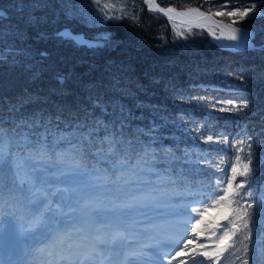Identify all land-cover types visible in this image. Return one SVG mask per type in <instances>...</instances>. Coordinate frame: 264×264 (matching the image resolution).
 <instances>
[{"label": "snow or ice", "instance_id": "6c2138e0", "mask_svg": "<svg viewBox=\"0 0 264 264\" xmlns=\"http://www.w3.org/2000/svg\"><path fill=\"white\" fill-rule=\"evenodd\" d=\"M104 13L100 17L87 20L89 26L102 25L107 20H120L130 13L124 5L117 6L102 0H93ZM149 11H155L167 17L173 32L178 38L187 40L188 35L197 29L207 31L214 39H227L231 44L224 45L238 50H257L252 42L255 33L242 25L245 20L251 21L264 17V0L248 3L244 0H223L219 6H209L207 10L201 7H161L155 0H144ZM259 4V8L257 7ZM61 7H64L62 4ZM44 8L53 10L52 24L57 23L59 13L49 0H32L30 12L24 21V27L14 31L0 30V39L7 42L8 36H13V43L0 48V62L11 69H21L26 80L35 83L51 65L46 62L50 53L46 50L37 51L33 45L26 43L29 39L28 28L37 29V35L32 37L36 43L55 40L58 44H71L77 48L97 50L109 46L110 33H102L88 38L84 33L73 32L65 26L49 34L40 31L39 25L49 23L47 15L37 16L35 12ZM65 16L73 18L75 13L69 8ZM6 17L0 11V22ZM136 19V17H131ZM227 18V23L225 19ZM23 47H16L15 41ZM261 50H264L262 48ZM104 79L89 81L84 85L86 96L84 100L89 105L77 102V107L83 113L79 115L69 109L71 119L63 121L61 117L67 105L54 104L57 115L55 123L51 115L45 116L46 108L32 113L23 110L29 104L48 102V97H40L24 89L23 96L10 99L3 98L0 104V170L12 157L13 166L24 167L33 179L39 181L42 165L36 167L33 154L39 150L43 153H57L61 149L72 148L81 150V159L85 155L103 157L105 162L111 161L110 167L103 173H97L101 186H110L118 190H128L132 193L126 203L117 204L107 211L114 215L97 221L100 227L89 238L76 229L80 238L67 242L59 250L60 261L65 264H220L225 253L231 252L242 264H248V241L250 239L254 215V206L264 217V194L259 201L254 198L251 188L243 192L256 175L264 167V145L257 144L261 151L253 152V138L234 140V159L225 160L221 155L216 162V171L220 175H209L196 168L199 163L212 161L204 158L197 161L185 159L183 162L193 165L187 172L174 169V150L164 145V137L160 130L166 125L155 118L149 120L147 130L134 121L145 119L144 109H155L129 86L128 77L124 75L123 65L113 70L109 65ZM70 73L56 71L53 79L61 86L59 95H66L63 85L70 78ZM140 92L146 94L142 85H137ZM50 93L57 92L50 89ZM119 93V96L112 95ZM131 99L132 104L125 103ZM232 107H220L219 111L237 110L235 100L224 102ZM247 100L242 107H247ZM215 107V105H213ZM97 109L99 110L97 112ZM140 113L137 115L136 110ZM155 117V112H153ZM71 129L69 132L68 130ZM142 136L148 139L142 140ZM52 138L51 140L49 138ZM204 143H227V136L207 134L199 135ZM15 146L25 154L18 161L16 153L9 151ZM185 157L189 153H184ZM148 157H151L149 160ZM139 161V162H137ZM228 165V170L221 165ZM199 177L201 184L195 187L190 181ZM47 182V181H45ZM0 192V198H2ZM61 204L64 197H60ZM136 208H151L159 213L160 220H173L176 230L162 232L153 222L152 227L133 229L130 226L131 210ZM98 211V210H94Z\"/></svg>", "mask_w": 264, "mask_h": 264}, {"label": "trees", "instance_id": "16d2710c", "mask_svg": "<svg viewBox=\"0 0 264 264\" xmlns=\"http://www.w3.org/2000/svg\"><path fill=\"white\" fill-rule=\"evenodd\" d=\"M159 1L164 6L177 9L202 6V10H207L209 6L215 8L223 2V0ZM49 2L59 13V19L57 23L52 24L54 18L52 9L37 10L35 15H47L49 19V23L39 25L40 31L51 34L67 26L73 32L84 33L88 38L110 33L109 46L93 51L67 43L58 44L51 39L36 43L32 37L37 35V29L29 27V39L26 43L33 45L37 51H48L50 57L46 63L51 67L42 74L40 80L30 83L21 69H11L0 62V104L3 103L5 96L10 99L23 96L24 89L27 88L29 92L37 93L42 98L48 97V102L29 104L23 111L32 113L46 108L48 111L45 116L51 115L55 123L57 112L54 104L67 105L68 108H65L61 117L63 127V121L72 118L69 109L83 115L77 107L78 99L79 103L89 106L84 100L86 96L84 85L100 79L107 83L108 73L105 68L111 65L115 70L123 65L126 69L124 75L128 77L129 86L138 98L156 106L155 109H144L145 119L133 123L140 124L147 130L149 120L155 118L159 123L160 117L164 118L166 126L160 133L166 137L164 145L175 152L174 169L187 172L193 165L184 163L185 159L197 161L207 158L212 161L211 166L199 163L195 167L212 176L220 175L216 171V162L220 160L221 155L226 161L234 159V149L231 148L234 140L246 139L249 135L253 138V152L261 151L257 144L264 145V50L234 52L220 46L207 31L201 32L197 29L188 35L187 40L178 38L167 18L148 11L144 0H110L117 9L124 5L130 15L120 20H107L95 27L89 26L87 20L95 17L103 19L104 13L93 0ZM105 2L109 0H102V3ZM243 2L244 0H241V3ZM247 2L256 3L257 0ZM31 3L32 0H0V11L6 13L4 21L0 22V30L14 31L17 27L22 29L31 10ZM62 4L64 7H61ZM257 7L259 8V4ZM69 8L75 13L71 19L65 16ZM133 16L136 19H132ZM243 24L254 29L255 42L264 43V17ZM13 40V36H8L7 42L0 39V48L12 44ZM15 44L16 47L24 46L18 40ZM56 71L71 74L63 85L66 95L57 94L61 86L52 78ZM253 80H257V87L254 86ZM137 85H142L146 94L140 92ZM50 89H56L57 92L50 93ZM112 95L119 96V93ZM229 99L235 100L237 110L219 111L220 107H232L224 103ZM245 100L248 106L242 107ZM124 102L132 104L131 99ZM214 112L224 113L215 115ZM136 113L139 115L140 110L137 109ZM207 134L227 136L228 141L219 144L204 143L198 138L199 135ZM141 139L146 140L148 137L142 136ZM9 151L17 154L18 161L22 162L25 158V154L15 146ZM80 151L69 147L61 149L58 155L53 152L42 154L37 150L33 154V159L36 167L42 165L39 181L33 179L29 174L30 170L14 167L12 157L9 156L0 170V192L3 194L0 198V223L10 218L16 223L25 222L42 203L56 202L58 188L61 186L69 189L68 176L75 183L84 180L90 186L95 185L92 179L100 181L97 173H103L108 169L111 161L105 162L103 157L89 155L81 159ZM185 152L189 153L188 157L184 156ZM221 166L225 171L228 170L227 164ZM190 182L195 187L201 184L198 176L192 178ZM99 188L105 197L103 201L110 206L126 203L132 195L126 189L118 190L110 186ZM248 188L253 190L254 198L259 201L261 194H264V167L254 180L250 178L249 185L242 191L246 192ZM76 189L70 188L69 191ZM150 211L156 214L155 209L150 208ZM65 234L71 236L73 230L69 229ZM236 255L231 252L225 253L220 264H242V260L236 259ZM247 259L248 264H264V217H261L256 206L248 241Z\"/></svg>", "mask_w": 264, "mask_h": 264}, {"label": "rangeland", "instance_id": "374dc122", "mask_svg": "<svg viewBox=\"0 0 264 264\" xmlns=\"http://www.w3.org/2000/svg\"><path fill=\"white\" fill-rule=\"evenodd\" d=\"M157 1L162 5L159 0ZM224 19L227 21V18ZM246 21L248 20H245L244 22ZM244 25L245 24L238 26ZM247 27L249 30L255 33L253 28L249 26ZM253 43L258 46H264V43L255 41H253ZM261 49L262 48L257 49V51ZM253 84L255 87H257V80H253ZM68 178L70 179L69 189L66 187H60L58 199L53 205L54 207L51 211L44 214L43 212L35 210L30 214L25 222L13 225L14 219L11 218L6 223L7 226L11 224L14 228L21 230L20 232L24 238L29 237V234L33 231H38V234L30 238L29 242L32 246L26 250L29 264H65V262L60 261L59 250L62 246H64L65 243L73 241L72 238L75 239V237L65 239L63 235L64 231H68L69 227L74 226L73 221H76L79 226L84 228V230L95 234L97 228L100 227L97 221L110 218L114 215L107 210L114 208L116 205L110 206L103 201L105 197L99 188V186H101L100 181H98L96 178L92 179L95 185L90 186L87 185L84 180H80L76 182V187L74 180L69 176ZM70 188L77 189L75 191L69 192ZM77 195H80L82 198H87L90 196L91 200L88 199L86 201H77ZM61 196L64 197L63 204H61ZM74 207L77 209L74 210ZM154 212L157 211L155 210ZM158 217L159 213L152 214L150 208H136L131 210L130 226L133 229H140L152 227L153 222H155V226L162 232H173L176 230V224L173 220H160ZM47 232H51L53 236L48 243H42L41 238L43 237L44 233ZM14 236L19 240V234H14ZM5 257L6 255L2 256V259Z\"/></svg>", "mask_w": 264, "mask_h": 264}, {"label": "bare ground", "instance_id": "6f19581e", "mask_svg": "<svg viewBox=\"0 0 264 264\" xmlns=\"http://www.w3.org/2000/svg\"><path fill=\"white\" fill-rule=\"evenodd\" d=\"M214 40L217 43H219V45L222 46L223 48L228 49L224 46L228 43L227 39H220V40L214 39ZM20 231L21 230L14 228L12 225L0 228V264H29L28 256L26 255V250L32 246L31 243L29 242L30 238L38 234V231L37 230L33 231L32 233L29 234L30 236L27 238H24ZM14 234H19V240L15 238ZM4 255H6V257L2 259V256Z\"/></svg>", "mask_w": 264, "mask_h": 264}, {"label": "water", "instance_id": "95a60500", "mask_svg": "<svg viewBox=\"0 0 264 264\" xmlns=\"http://www.w3.org/2000/svg\"><path fill=\"white\" fill-rule=\"evenodd\" d=\"M155 3L156 4H158L159 6H161V7H169V6H164V5H161L160 3H158V1L157 0H155ZM191 7H198V6H191ZM177 10H182V9H177ZM202 10V9H201ZM151 12H155V11H151ZM156 13V12H155ZM158 13V12H157ZM159 14H161V13H159ZM161 15H163V14H161ZM164 16V15H163ZM164 17H166V16H164ZM167 18V17H166ZM226 23H227V21H225ZM238 26V25H237ZM238 27H242L243 28V26H238ZM228 41V40H227ZM253 42V41H252ZM232 42L231 41H228V43L226 44V45H228V44H231ZM257 46V49H260V48H263V46H258V45H256ZM226 48H228V49H230V50H233V51H241V50H238V49H236V48H229V47H226Z\"/></svg>", "mask_w": 264, "mask_h": 264}]
</instances>
